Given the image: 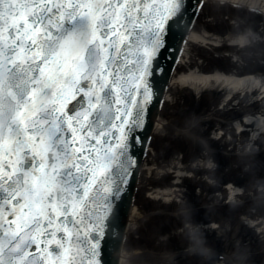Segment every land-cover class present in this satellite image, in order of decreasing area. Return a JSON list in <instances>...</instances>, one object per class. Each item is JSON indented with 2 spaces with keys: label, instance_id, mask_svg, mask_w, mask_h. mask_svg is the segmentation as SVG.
Returning <instances> with one entry per match:
<instances>
[{
  "label": "snow or ice",
  "instance_id": "snow-or-ice-1",
  "mask_svg": "<svg viewBox=\"0 0 264 264\" xmlns=\"http://www.w3.org/2000/svg\"><path fill=\"white\" fill-rule=\"evenodd\" d=\"M202 3L0 0V264H109L157 73Z\"/></svg>",
  "mask_w": 264,
  "mask_h": 264
},
{
  "label": "rangeland",
  "instance_id": "rangeland-1",
  "mask_svg": "<svg viewBox=\"0 0 264 264\" xmlns=\"http://www.w3.org/2000/svg\"><path fill=\"white\" fill-rule=\"evenodd\" d=\"M261 26L258 18L256 19L248 14L242 12L236 13L229 9L207 5L204 14L198 20L197 34L204 30H210L225 38L222 42H219V47L217 48L211 45L204 48L191 47L186 55L184 65H193L197 70L204 68L206 71L213 69L231 70L234 68L237 69V72H245L249 69V66H257L259 64L264 67V43L258 42L244 49L236 45L233 46L232 42H228L229 36H227L228 32L238 35L243 30H246V32L257 31V28ZM227 52L233 54L231 55ZM223 54L225 55L220 57ZM239 55L240 57L238 58ZM183 71L186 72L184 68ZM192 92L187 87L172 89L168 102L165 104V108L161 114V121L163 123L166 122L169 128L155 131V139L152 142V150L148 157L149 166H147V170L143 173L138 199L135 204L142 217L139 221L140 223H136V226L133 227V231H131L125 243V253L131 255L136 252L153 251L159 255L170 256L173 254L172 252L188 248L190 244H194L193 246L202 248L203 251H208V253L200 252L190 254L178 261L172 257L173 259L171 261H163L162 263L152 261L151 263L145 264H206L210 260L217 263L215 257L210 254L211 250L225 252L235 264H264V255L262 253L264 251V241L256 238L255 229H246L242 220H239L240 222H238V227L235 228L234 233L242 231L246 235L249 234L245 241L241 239V241L237 242L236 236L233 233H229L232 231L231 227L230 230H223V226L221 225L224 223L223 219L220 220L221 226L218 229L202 230L199 228L204 223L200 215L202 211L207 212L201 206L207 202L208 206L219 207L212 210L213 212H217V215L223 216L222 213H224V215H229L231 218H233L232 214L235 216L236 212L228 208L226 210L220 207L222 203L219 199L220 197L217 198L216 195L209 194L207 196V192L218 187L217 182L224 183L226 178H229L226 173L227 171L223 170V173L221 171H219L220 173H214V169H207L201 172L199 169L200 163L193 170H188L189 168L185 170L183 169L185 165L182 164L186 161L188 163H194L196 161L197 163L205 159H211L217 162L224 158L221 156H225L226 152L234 150L241 152L242 150L240 149H242L245 143L247 144V140L252 132L250 134L245 133L241 137H236L234 142L233 140L228 142L230 140L228 136L225 135V138L223 137L224 139L218 140L217 133L215 132L219 133L221 131L217 129L213 133V130L217 127L223 128L222 130L231 132V138L234 137L232 135L234 120L240 119L242 114L248 112L258 113V110H260L261 112L259 114H262L264 112L262 111L264 109V100L250 106L251 103H248L249 101L245 97L244 105L240 106L241 108L235 106L234 109L229 108L221 111L219 109L222 108V104L219 105L218 110L214 106L221 100V97L217 95H220L223 91L217 94L214 91L209 93V90L207 93L204 92L205 96L202 99L196 98ZM255 94L259 95L260 92L258 91V93H254L252 96ZM259 107H262V109ZM217 117L228 119L227 122L229 124L218 123L216 120L218 119ZM208 118L211 121H207ZM248 141L249 144H252L251 140ZM257 145L258 148L262 149L264 135ZM232 147L234 150H230ZM214 148L222 154H218V152L213 153L212 150ZM252 159L253 157H244L242 160L241 158L240 160H236V163H245L246 161L253 163ZM260 160L264 166L263 152L261 153ZM179 168L185 175L187 174L186 178L180 179L181 181L178 180L179 175L176 174L179 172ZM176 181L177 183L180 182L181 185L170 188L174 189L173 193L168 192V197L156 199V195L153 194L154 192L158 190L165 191L169 185L173 186L172 182ZM212 196L216 198L212 199ZM165 200L167 201L165 202ZM188 208H190L192 216L195 218L191 223H185L182 227L183 221L177 223L175 221L176 219L170 215H172L171 213L186 211ZM212 211L209 210L208 215L216 221V218L219 216H216ZM260 211L264 213V208L261 207ZM259 217L261 218L258 221H262L261 219L264 216ZM210 218H208L209 221H207L208 219L205 220L207 222L204 225L212 222L215 223ZM248 218L246 216V219ZM246 222L249 225L253 224L250 219ZM186 224L188 225L185 226ZM231 226L234 227V224ZM263 229L264 225L260 226V230Z\"/></svg>",
  "mask_w": 264,
  "mask_h": 264
},
{
  "label": "bare ground",
  "instance_id": "bare-ground-1",
  "mask_svg": "<svg viewBox=\"0 0 264 264\" xmlns=\"http://www.w3.org/2000/svg\"><path fill=\"white\" fill-rule=\"evenodd\" d=\"M250 1L253 2V0H250ZM257 2H256L257 4H261L264 6V0H257ZM195 32L196 30L191 35L192 36L191 42L200 41V42H204L205 44H209V43L215 44V42H218V39L220 38L216 34H213L210 31H206V30H204L203 32L199 34L197 33L195 34ZM247 38H248L247 36L243 37V39H247ZM243 39L239 43H244ZM184 59L185 58L183 57L182 62L184 61ZM189 68L187 69L188 71L186 72L181 70L173 75L172 80H171V85H170L171 89L169 93L172 91V89L175 90V88H178V87L180 88L187 87V88H190L191 90L193 89V91L197 94L201 93L202 90L204 89H216L217 90L218 88H221V87L227 91L226 92L227 95L234 93L236 91H239V92L243 90L249 91L251 89H256V88L262 89L264 91V80H262L261 77L258 78L256 76L250 75L249 78L240 77L239 79V78H236L234 75H231V74L226 75L221 71L220 72L214 71L211 73L209 72L206 73V70L203 68H201L199 71L192 70L193 68H191L189 71ZM156 121H157L156 126L158 129L160 128L164 129L167 127L166 124L162 123L158 119H156ZM256 121L259 124L260 129L264 128V117L256 118ZM255 130L258 131V127H256ZM146 165L149 166V160L147 161ZM146 170H147V167H146ZM173 191L174 190H167V191L158 190L154 192L153 194H155L156 199H158V198L168 197L169 195L168 192L173 193ZM140 219H141V215L138 212V209L134 206L132 209L129 210V213L127 212V217L124 223V232L129 233L130 230L133 229L134 226H136V223H138ZM116 255L117 257H116L115 264H132L133 261L138 260L141 257H143L142 254L141 255L133 254V256L130 257L124 252L122 245L121 247L118 248Z\"/></svg>",
  "mask_w": 264,
  "mask_h": 264
},
{
  "label": "water",
  "instance_id": "water-1",
  "mask_svg": "<svg viewBox=\"0 0 264 264\" xmlns=\"http://www.w3.org/2000/svg\"><path fill=\"white\" fill-rule=\"evenodd\" d=\"M126 217H127V213H125V218L123 219V225H124V223H125V220H126ZM119 233H121V232H119ZM115 236H118V234H116ZM117 244V243H116ZM117 251H118V248L117 249H115L114 250V252H113V259L116 261V257H117ZM111 255H112V253H111Z\"/></svg>",
  "mask_w": 264,
  "mask_h": 264
}]
</instances>
